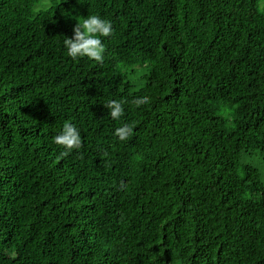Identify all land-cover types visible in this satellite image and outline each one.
Listing matches in <instances>:
<instances>
[{
	"label": "trees",
	"instance_id": "trees-1",
	"mask_svg": "<svg viewBox=\"0 0 264 264\" xmlns=\"http://www.w3.org/2000/svg\"><path fill=\"white\" fill-rule=\"evenodd\" d=\"M39 2L0 0V264H264V182L244 162L264 152L258 0ZM88 14L114 29L103 63L63 45ZM66 121L82 145L61 155Z\"/></svg>",
	"mask_w": 264,
	"mask_h": 264
},
{
	"label": "clouds",
	"instance_id": "clouds-1",
	"mask_svg": "<svg viewBox=\"0 0 264 264\" xmlns=\"http://www.w3.org/2000/svg\"><path fill=\"white\" fill-rule=\"evenodd\" d=\"M258 6L264 11V0H258ZM49 7L48 0L35 6L36 11H42ZM114 29L111 21L96 14H88L83 16L73 26L71 37H67L63 41L67 55L73 60L87 58L97 63H103L105 58V44L103 40L109 38ZM150 98L142 95L135 99L137 106L146 105ZM105 106L110 109V116L113 120L120 119L124 115V106L116 100H109ZM133 126L123 124L116 128L114 135L121 141L127 140L133 134ZM54 143L63 146L64 151L61 155H68L74 149H79L82 145L80 129L71 121L63 123L61 131L54 138ZM121 188H125L126 184L121 181Z\"/></svg>",
	"mask_w": 264,
	"mask_h": 264
},
{
	"label": "rangeland",
	"instance_id": "rangeland-1",
	"mask_svg": "<svg viewBox=\"0 0 264 264\" xmlns=\"http://www.w3.org/2000/svg\"><path fill=\"white\" fill-rule=\"evenodd\" d=\"M44 0H40V3H43ZM49 6L52 5L53 0H48ZM123 71L127 73L128 79L133 82V90L139 89L143 83V75L149 71V67L144 64H136L133 66H127L123 68ZM245 163L252 164L256 166L262 175V180L264 182V152L256 151L252 156H248L244 159Z\"/></svg>",
	"mask_w": 264,
	"mask_h": 264
}]
</instances>
